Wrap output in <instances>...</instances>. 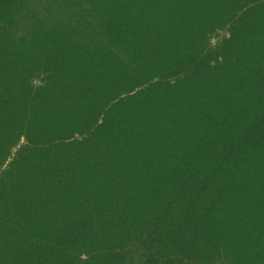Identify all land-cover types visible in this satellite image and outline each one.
<instances>
[{
    "label": "trees",
    "instance_id": "16d2710c",
    "mask_svg": "<svg viewBox=\"0 0 264 264\" xmlns=\"http://www.w3.org/2000/svg\"><path fill=\"white\" fill-rule=\"evenodd\" d=\"M0 264H264V0H0Z\"/></svg>",
    "mask_w": 264,
    "mask_h": 264
},
{
    "label": "rangeland",
    "instance_id": "374dc122",
    "mask_svg": "<svg viewBox=\"0 0 264 264\" xmlns=\"http://www.w3.org/2000/svg\"><path fill=\"white\" fill-rule=\"evenodd\" d=\"M227 37H229L227 28H222L221 30L215 31L214 33H212L209 36V38H208V44L210 45L211 48H215V47H217V45L219 43H221V41H223ZM14 150L12 151V153H14ZM8 161H7V163H8ZM7 163L2 167V170L5 169V166L7 165Z\"/></svg>",
    "mask_w": 264,
    "mask_h": 264
}]
</instances>
